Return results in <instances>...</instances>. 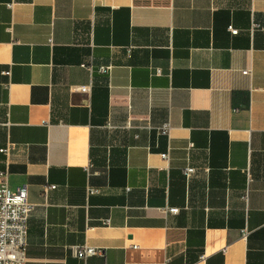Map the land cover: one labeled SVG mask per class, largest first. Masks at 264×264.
<instances>
[{
	"label": "crops",
	"instance_id": "obj_1",
	"mask_svg": "<svg viewBox=\"0 0 264 264\" xmlns=\"http://www.w3.org/2000/svg\"><path fill=\"white\" fill-rule=\"evenodd\" d=\"M9 143L26 264H264V0H0Z\"/></svg>",
	"mask_w": 264,
	"mask_h": 264
},
{
	"label": "built area",
	"instance_id": "obj_2",
	"mask_svg": "<svg viewBox=\"0 0 264 264\" xmlns=\"http://www.w3.org/2000/svg\"><path fill=\"white\" fill-rule=\"evenodd\" d=\"M233 33L237 30L230 28ZM101 72L108 71V67H101ZM245 74L250 73L249 69L243 71ZM82 93H89L90 85L78 87ZM160 132L170 135L171 124L165 123L159 128ZM192 145V143H191ZM13 149V144L9 143L2 147L0 152L6 155V169L0 171V264H26L27 263V238H28V220L34 205L28 201L26 185L13 189L9 183V156ZM169 151L161 154V157L168 160ZM195 172L194 167L185 169L186 175ZM55 187L51 185L49 188ZM92 192L94 189L89 188ZM178 208H169L171 213H177ZM109 221H105L108 223ZM135 247V245L133 246ZM74 254L80 259H87L95 254H102L103 250L97 247L84 244L74 245L72 247Z\"/></svg>",
	"mask_w": 264,
	"mask_h": 264
}]
</instances>
